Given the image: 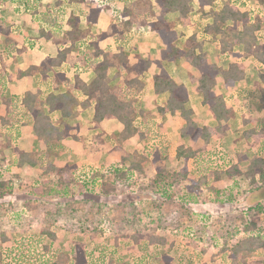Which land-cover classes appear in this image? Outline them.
<instances>
[{
    "label": "trees",
    "instance_id": "16d2710c",
    "mask_svg": "<svg viewBox=\"0 0 264 264\" xmlns=\"http://www.w3.org/2000/svg\"><path fill=\"white\" fill-rule=\"evenodd\" d=\"M62 1L57 0L55 5L59 6ZM67 1L76 4L72 7L67 19L70 29L65 31L63 36L64 39L70 41V44L60 49L56 57L44 59L39 67L31 66L23 72H18L19 76L33 75L39 72L43 78H46L48 71L65 61L66 55L73 47L72 45L75 41H80L90 36L88 29L97 21L102 9L111 8L114 13L119 10L120 13L114 14L108 31L101 32L94 38L98 41L110 35L115 36L119 52L112 53L110 50H100L96 46V41H93L91 38L90 43L94 46V59H91L88 54L87 63L93 67L95 78L90 85L83 83L77 75L73 76V82H71L65 78L64 74L55 73L53 76L54 82L60 85H67L65 91L58 94L49 91L43 97L42 95L26 92L22 98L11 97L0 102L4 106L5 112L3 115L0 114V136L5 138L4 148L11 147L12 151H17V156L13 161L17 166L28 163L31 167H34L37 165V162L32 158L31 153L20 150L16 145H11V142H9L14 140V135L11 136L9 129L17 128L18 126L14 125V122H20L22 115L23 118L29 117L32 120V130L36 138L45 144L46 149L43 155H46L45 157L48 158L55 157L57 149L61 147L60 140L68 135L70 128L65 126L60 130L58 121L50 115L59 111L63 117L74 116L73 107L77 102L76 97L80 96V94L87 96V99L83 101V105H86L91 99L95 101L93 115L95 122H99L104 118L117 119L123 125L120 138L127 139L137 133L141 139L147 140L145 150L151 156V161L156 162L164 157L166 147L162 144L154 129L155 117L145 114L140 110L134 97L127 98L126 100L120 99L119 93L115 90L117 88L111 89L107 85L108 78L106 71L108 67L115 64L118 69H121L125 73L123 78L125 87H131V89H135L138 92L144 88V84L138 79V76L147 70L151 63L150 60L138 59L135 63H131L129 53L125 50L127 49L125 43L119 42V40L124 42L125 33L131 30L133 24H137L138 26L148 25L150 29L159 35L165 45L161 53L162 59L173 61L183 57L198 69L199 76L196 79L198 81L196 90L202 96V102L207 106L209 113L217 121V125L213 128L207 125L198 126L190 119V112L183 107L184 103L188 100L186 88L175 84L165 70H161L160 73L154 75L152 83L156 93L162 91L170 92V97L166 103L157 107V115H164L165 113H173L175 110H180L181 115L186 121V126L181 130V135L189 136L193 140L200 138L205 145L213 135L223 136L225 134L226 123L233 116V110L226 105L223 97L212 90V87L215 85L216 75L221 74L225 84L233 85L235 82L245 78V60L252 58L261 65H264V41L261 46L253 47L254 42L259 39L256 33L264 30V26L261 24L264 21V13L262 17L257 13L253 16V13L244 10V4L240 5V2L237 0L224 2L223 4H220V0H197L198 12L202 15H211L212 18L210 24L203 25V33L220 36L218 40L220 47L219 64L207 62L206 53L201 50L202 43L198 41L196 32L189 35L187 42L183 45H178L175 30L176 24L164 19L165 14L177 12L179 14L177 19L179 24L183 26H197L200 24V22L191 23L193 15L191 0H153V2H150V0ZM88 3L90 7L87 12H84L81 5ZM93 3L95 4L91 6ZM155 4L159 7V14L157 16L154 15L153 11V5ZM205 6H209L208 12L205 11ZM140 8L143 9V13L137 12ZM52 12L53 9L49 8L45 13L39 14L35 11V15H38L39 37L49 39L59 31L60 26L56 24L55 18L52 17ZM63 14L62 11L60 16H63ZM82 16H85L86 27L84 29H81L79 26ZM228 21H231L232 24L228 25ZM0 32L7 35L5 38L7 45L9 42V28H3L0 24ZM238 44H243L244 46V52L241 55L233 51V47ZM4 51L8 55L11 53L6 48ZM230 52H233L230 56L239 59L242 57L245 60L227 61L226 56ZM259 77L262 79L264 85V73H260ZM44 103L48 106L46 114L40 108ZM259 107L260 109H264V87L261 89ZM138 115L142 116L143 119L140 121L141 124L134 125V122L138 120ZM13 119L14 122L12 123ZM222 122L224 123L222 124ZM244 123L247 124L248 121H244ZM140 125L143 128L141 130L139 128L141 127ZM15 132L16 138L19 136V132L18 130ZM242 136L244 138H251L264 153V128L262 126L256 124L244 130ZM140 153L145 155V152ZM196 155L195 151L184 150L182 146L178 147L176 154L177 157H183L185 161L196 157ZM48 158L46 159L47 162L50 160ZM245 158L239 155L240 161ZM122 160L126 165L115 164L103 171L94 170L92 175L89 176V180H80L76 175H72L70 181L63 179V174L68 169V166L56 167L53 163L48 162L47 170L59 173L56 185L62 184L64 187L66 186L62 188V192L67 196L74 195L76 192H82L83 189L88 187V181H93L102 195L121 194L126 193L128 188L137 187L138 182L141 181V176L143 177L145 173L141 160L133 159L128 161L126 157ZM73 167L75 166L73 165ZM204 167L208 168L207 165H204ZM155 172V176L149 180L145 187L151 189V191L154 190L153 194L158 196L150 197L147 206H134L132 201L107 206L104 203H96L90 199L67 200L56 204V206L52 205V209L49 207L46 209L47 226L41 229L40 232L48 238L54 239L56 233L52 230V225L57 219H63L65 223L64 229L75 232L87 230L92 220L94 223H98L107 218L111 220L112 227L116 229L119 235L128 237L131 233L127 229L131 228L132 220L135 221L142 212L156 213L155 222L158 225L172 226L175 231H178L180 230L178 228L180 223L179 217L184 212L185 214H189V209L187 210V207L182 203H178L174 199L176 192L169 191L168 188H173L175 185L180 187L181 183L186 181L189 182V185L185 186L188 200L194 201L198 197V193L205 188L209 189L211 193H216L217 196L215 198L212 197L211 200L214 202L235 201L238 197V194H235L238 193L237 189H239L236 182L229 189L223 191L215 190L211 184L217 180V177H209L206 173L202 172L195 179L186 164L179 169L173 170H166L163 167L156 166ZM225 173L229 178L236 175H244L250 187H262L264 185V156L258 154L249 159L247 168L243 173L235 164L227 168ZM5 185V182L0 180V197L3 196L2 192L6 188ZM145 187L143 186L142 189ZM49 189L47 187L45 193L50 191ZM32 192L36 195L43 194L38 187L32 189ZM48 205L51 204L49 203ZM242 217V227L246 235L240 238L233 246H230V248H224V251L228 250V264H249L246 259L248 256L253 255L259 250L264 251V236L255 232L257 220H247L244 216ZM131 237L132 241L135 242L139 240L141 234L134 233ZM71 252L70 256L68 254H61V259L58 256L51 264H86L88 256L91 254L83 243L77 241L73 242Z\"/></svg>",
    "mask_w": 264,
    "mask_h": 264
},
{
    "label": "rangeland",
    "instance_id": "374dc122",
    "mask_svg": "<svg viewBox=\"0 0 264 264\" xmlns=\"http://www.w3.org/2000/svg\"><path fill=\"white\" fill-rule=\"evenodd\" d=\"M54 1L0 0V14H4L7 17L5 18L0 15V24L3 28H9L8 33L12 32L14 33L13 35L17 36V34L22 33L19 25H17L19 20H24L21 17L22 15H31L39 24L37 20L38 15H35V11L39 14L45 13L49 8L53 9L52 17L55 18L56 24L60 26V33H62L64 31L62 28L66 27V25L63 16H60V14L64 10L61 4L56 6V1L53 3ZM228 1L233 2L234 0H220V4ZM237 1L240 2V5L244 4V10L250 11L253 13V16L255 13L259 14L260 17L263 16L264 0ZM7 2L9 3L6 4ZM10 6H12L11 9ZM13 13L16 16H20H15L14 18ZM114 14L117 13L112 12L113 16ZM193 15H197V12L195 11ZM198 18H195L196 21ZM227 24L231 25L232 23L228 21ZM261 24L264 26V21ZM198 26L202 27V23L198 24ZM38 33L36 29L34 34L38 35ZM200 34L199 32L197 35L199 36ZM256 34L259 39L254 44L252 43L255 48L263 44L264 30ZM6 36V34L0 32V47L6 44ZM26 37L28 43L33 42L34 36ZM218 37L220 36L218 35ZM9 40L11 41L12 38ZM199 42L203 46V41L199 40ZM219 49L218 41L217 52H219ZM233 51L240 55L243 54V44L234 46ZM231 53L233 52L228 53L226 56L227 61L245 60L242 57L239 59L230 56L232 55ZM77 57L80 58L79 60L77 59L80 62L82 56ZM5 60L6 55L0 52V79L3 75ZM251 61V67L254 70L249 73V82L247 81L246 85L249 86L247 88L251 89L247 90L244 88L245 90L242 89L243 91H236L242 99L247 97H252V99L255 97L259 98L261 96V89L264 87L262 79L259 77L260 73H264V65H261L254 59L245 60L246 64ZM1 86L3 85L0 82V98L2 96L1 93H4ZM255 91L259 93L258 96ZM251 101L249 100L248 102L251 103ZM254 104L251 103L250 106ZM259 119L263 121H260V123ZM259 119L256 124L264 128V112L263 116L259 117ZM13 122L14 119L12 120ZM15 124H18V122L16 123L15 121ZM157 134L159 137H162L160 133ZM11 136H13L12 133ZM235 136V141H232L234 144L239 141V145L238 147L233 145L232 150L228 148L224 149L220 144L218 147L213 146L208 149L197 148L198 153L190 162L189 167L195 179L202 172L206 173L209 177H217V180L210 184L218 191L229 189L236 182L237 188H239L237 189L238 193H235L238 194L237 200L211 201L212 197L215 198L217 195L216 193H211L207 188L199 192L198 197L194 201L188 200V193L185 189V186L189 185L188 181L182 182L180 187L176 185L173 188L169 187V191L176 192L174 199L178 203L185 205L187 210L189 209V214H185L184 212L179 217L180 223L178 228L180 230L175 231L172 226L158 225L155 222L156 213L154 212H142L135 221L132 220L131 228L127 229L131 235L134 233L141 234L139 240L135 242L132 241L131 235L128 237L119 235L116 229L112 227L111 220L107 218L98 223H94L92 220L87 230L75 232L64 229L65 223L63 219H57L52 225V230L56 233L54 239L48 238L40 231L47 226L46 209L48 207L52 209V205L56 206V204L67 200L90 199L96 203H104L107 206L132 201L134 206H147L150 197L158 195L153 194L154 190L151 191V189L145 187L156 173L154 171L156 167L150 163L152 162L150 160L151 156L145 150L146 144L142 145V153L145 152V155L141 154L140 151L131 153L132 159L141 160L145 169V173L143 177L141 176V181L138 182L137 187L128 188L126 193L102 195L95 183L88 181V187L83 189L82 192H76L74 195L67 196L62 192L64 185H56L59 173L47 170L48 162L53 163L56 167L68 166L62 178L70 181L72 175H76L80 180H89V176L92 175L94 170H106L112 165L119 164V161H112L115 164L111 162L106 165H98L99 163L91 164L85 160L83 162L76 160L77 164H70L75 161L74 157L65 156L64 159L66 161L69 159L70 162L69 165H64L63 158L57 162L54 160V157L48 158L45 157L46 155H43L45 149H37L36 151L29 152L32 158L36 160V166L31 167L28 163L17 166L13 163L14 158L17 156V151H12L11 147H6L7 149H5L3 147L6 142L5 138L0 136V180L6 184V188H3V196L0 197V264H51L56 257L58 258L59 256L60 258L61 254H68L70 256L72 254V244L75 241L83 243L88 252H91L86 264H228V250H224L233 246L240 238L246 235L242 227V216L247 218V220H257L255 232L264 236V185L259 188L250 187L244 175H236L229 178L225 173V170L234 164L243 173L247 168L249 159L258 154L264 156V153L252 139H249V142H247L242 138V135L240 136V133ZM237 137H239V140H237ZM13 138V142L9 141L11 145H14L16 141L18 142V140H15L17 137L13 136ZM162 138L160 139L162 140ZM163 141L168 142L164 138ZM172 141L170 140L169 142L172 143ZM171 143L169 144L172 145ZM193 146H196V143ZM170 153L174 154L172 151L167 153V159L165 160L167 162L166 169L179 168L180 164L176 165V162L171 163L172 158L170 159ZM239 155H243L244 158L247 156L248 158L240 161ZM214 156H217L216 162L218 159L222 161L216 166L212 163L215 162L212 159V157L215 158ZM47 158L50 159L48 162ZM147 162L150 164L146 165ZM204 165H207L208 168L204 167ZM143 186L145 188L142 189ZM35 187L41 189L43 194H34L32 189ZM47 187L50 188V191L45 193ZM49 203L51 205H48ZM160 241L163 242L161 243ZM246 259L249 264H264V251L259 250Z\"/></svg>",
    "mask_w": 264,
    "mask_h": 264
},
{
    "label": "crops",
    "instance_id": "0c3cea01",
    "mask_svg": "<svg viewBox=\"0 0 264 264\" xmlns=\"http://www.w3.org/2000/svg\"><path fill=\"white\" fill-rule=\"evenodd\" d=\"M55 1L53 3H55ZM150 2H153V0H150ZM8 3L9 2L6 4ZM191 3L193 7V14L195 11L197 12V15H192L191 23L195 24L196 22H200L202 23V27H199L198 25L183 26L179 24L177 21L179 14L177 12L165 14L164 19L176 24L175 30L177 29L176 37L178 45H183L186 42V38L189 37L192 32L194 33L193 30H198L195 32L196 34L199 32L201 33L198 36V41H203L202 51L206 53L207 62L211 64H219V52H217L219 39L218 35L206 34L202 31L204 24H210L212 22L211 15H202L200 12H198L197 0H191ZM60 4L64 10L63 18L66 25V27L62 28L64 30L62 33H60L59 27V31L56 33L57 35L54 34L49 39L39 37V33L38 35L34 34L36 29L38 31L39 24L34 18H32L31 15H22L21 17L24 20H19L17 22V25H19L22 33L15 36L13 35L14 33L10 32L8 38H12V40H9L7 47L5 46L6 44L0 47V52L4 55L7 54L4 51L5 48L7 51L11 52L10 55H6L4 64L5 67H3L2 72L3 75L0 79V82L3 85L1 88L4 90V93H1L2 96L0 98V102H3L5 99H9L11 97L22 98L26 92L34 95H42L43 97V95L49 91H52L55 94L65 91L67 85H60L54 82L53 76L55 73L64 74L65 78L71 82H73V76L77 75V77L81 79V81L86 85H90L94 80L95 72L93 67L87 63L88 54L91 59H94V46L90 42L91 38L93 41H96L94 37L99 33L108 31L110 24L113 21V11L111 12V8V10H101L97 21L93 23L88 29L90 36H87L86 39H83L82 41H75V43L72 45L73 47L67 53L65 61H63L58 66H54L52 70L48 71L46 73V78H43L39 72L33 75H18V72H23L31 66L39 67V65L42 64V61L46 58L56 57L60 49L65 48L70 44V41L68 39H64L63 36L64 32L70 29L67 19L70 15L72 7H74L76 4L68 2L67 0H63ZM89 7V3L81 5V8L84 12H87ZM11 8L12 6H10V9ZM204 9L206 12H208L209 6H205ZM153 11L155 16L159 14L158 5H153ZM137 12L143 13V9L140 8ZM115 13L119 14L120 10L118 12L116 11ZM0 15L7 18L4 14ZM13 16L15 18L16 15L13 13ZM19 16L20 15L16 17ZM196 17H199L197 21L195 19ZM79 26L81 29L86 27L85 16L80 18ZM26 36H34L33 42L28 43ZM121 37L123 38V36ZM116 40L117 39L115 36L110 35L96 41L95 43L97 48L100 50H110L112 53H118V43ZM119 42L122 44L125 43V47L127 48L125 50H127L129 53V60L131 63H135L138 59L150 60L151 63L147 70L138 76V79L144 84L142 91H139L140 93L135 89H131V87H125L123 82L125 73L121 71V69H118L117 65L115 64L108 67L106 71V76L108 78L107 85L111 89L117 88L115 90H117L119 93L120 99L126 100L127 98L134 97L140 110H142L145 114H150L151 116L155 117V131L160 133L162 137L168 142L173 140L172 143L169 142L173 145L171 148L172 145H170L168 142H164L162 137H158L159 139L162 138V140H160L166 147V153L160 160H157L156 162H150L152 163V166H160L166 169L167 162L165 160L167 159V153L172 151L174 154L170 153V159L172 158L171 163L176 162V165L180 164L181 166L186 164L190 169L189 165L194 157L188 159L187 161H185L183 157H177L176 154L178 147L182 146L184 150H191L198 153L197 148L199 147H201L199 149H208L209 147L213 146L218 147L220 144L224 149L228 148L232 150L234 147L233 145H236L237 147L239 145V141H237L239 140V137H237L236 144L233 143V141H235V135L240 133L241 136L244 130L256 125V123H258L259 117L263 116L264 109H259L260 107H258L260 97H255L252 99V97L249 96L250 98L247 97L242 99L236 93V91H243L242 89L244 88L247 90L251 89L247 88L249 86L246 85L247 81L249 82V73L253 72L254 69L251 67L252 61L247 63L249 65H247L245 62V78L235 82L232 85L225 84L222 75L217 74L215 77V85L212 87V90L216 94H220L225 100L226 105L233 110V116L230 117L228 123H226L225 134L223 136L213 135L206 145L200 138L193 140L189 136H182L181 130L186 126V121L181 115L180 110H175L173 113H165L164 115H157V107L166 103L170 97V92L162 91L156 93L153 87L152 77L160 73L161 70H165L175 84L182 85L186 88L188 100L184 103L183 107L185 110L190 112V119L198 126L207 125L213 128L217 125V121L209 113L207 106L202 102V96L196 90L198 86V81L196 79L199 76L198 69L192 66L183 57L173 61L162 59L161 53L165 45L160 39L159 35L150 29L148 25L138 26L137 24H133L131 30L125 33L124 42L121 40H119ZM77 56H82V61L80 60L79 62L78 60L80 58ZM255 93H257V91H255ZM258 94L259 93H257V96ZM76 98L77 102L73 107L75 114L74 116L63 117L59 111L50 115L52 118L58 121L60 130H62L65 126L70 128L68 135L59 142L61 147L57 149L56 156L54 157L55 161L59 162V160L63 158V164L69 165V159L66 161L64 157L70 156L74 157L75 159V161L70 164H77L76 160H78V162H83L85 160L91 164L99 163L98 165H106L112 161L118 160L119 165H126V163H124L122 160L124 157L128 158V161H131L133 160L131 153L134 151L142 152V145L146 144V139H141L137 133L127 139L120 138V134L123 130V125L121 122L115 118H104L99 122H95L93 118L95 101L91 99L86 103V105H83V101L87 99V96L80 94V96ZM249 100H253L251 103L255 104L250 106L251 103L248 102ZM0 107V114L3 115L5 112L4 106L1 105V103ZM40 108L45 114L47 113L48 106L45 103L42 104ZM249 109L251 110V113ZM137 118L138 120L134 122V125L141 124L140 121L143 119V117L139 115ZM244 121H248V123L245 124ZM260 121L262 120L259 119V122ZM223 123L224 122H222V124ZM16 125H18V129H9V132L12 133L14 137L16 135L15 131L18 130L19 132V136L17 139H15L18 140V142L16 141L14 145H16L21 150L28 152L33 150L36 151L37 149H46L43 141L36 138L32 130V120L29 117L23 118L22 115L21 121ZM140 126V130L143 129L142 125ZM242 138L247 142H249V139H251L244 137ZM194 143H196V146H193ZM245 157L248 158L247 156ZM150 163L147 162L146 165Z\"/></svg>",
    "mask_w": 264,
    "mask_h": 264
},
{
    "label": "built area",
    "instance_id": "2783aa9c",
    "mask_svg": "<svg viewBox=\"0 0 264 264\" xmlns=\"http://www.w3.org/2000/svg\"><path fill=\"white\" fill-rule=\"evenodd\" d=\"M214 157H215V158L212 157L213 161H215V162H212L213 165L216 166L217 164H220V163L222 162L220 159H218L217 162H216L217 156H214ZM225 167H226V166H225ZM228 167H229V166H228Z\"/></svg>",
    "mask_w": 264,
    "mask_h": 264
}]
</instances>
